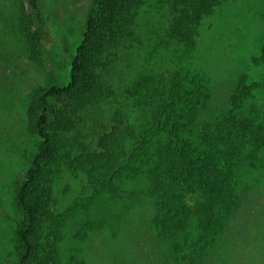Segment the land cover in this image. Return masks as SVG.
Segmentation results:
<instances>
[{"label":"rangeland","instance_id":"374dc122","mask_svg":"<svg viewBox=\"0 0 264 264\" xmlns=\"http://www.w3.org/2000/svg\"><path fill=\"white\" fill-rule=\"evenodd\" d=\"M40 1L50 31L32 46L20 26L24 9L31 12L29 0H0V264H16L14 246L23 219L16 194L41 142L28 129L31 95L37 87L70 82L71 60L99 0ZM165 1L142 4L117 37L120 44L112 43L103 54L99 70L108 94L83 110L78 128L66 134L74 144L73 155L105 151L102 138L108 140L114 132L122 146H115L120 174L114 187L97 193L82 167L73 168L68 159L55 164V209L68 213L59 264H264V148L255 154L249 146L237 158L239 208L227 224L201 240L204 232L192 218L173 246L154 221L158 195L148 168L159 155L156 140L145 138L154 105L141 95L139 85L133 87L143 75L170 77L175 72L189 86L195 80L203 84L206 95L186 116L182 131L196 145L205 126L226 115L261 121L264 0H221L203 16L194 46L168 35L173 7ZM130 161L136 170L126 168ZM89 221L98 223L82 237L80 229Z\"/></svg>","mask_w":264,"mask_h":264},{"label":"trees","instance_id":"16d2710c","mask_svg":"<svg viewBox=\"0 0 264 264\" xmlns=\"http://www.w3.org/2000/svg\"><path fill=\"white\" fill-rule=\"evenodd\" d=\"M220 1L166 0V6L173 7L168 35L194 46L203 16ZM146 2L99 0L96 14L90 16L83 41L71 60L70 82L63 86L37 87L31 95L28 129L38 134L41 142L27 178L16 194L17 207L23 213L14 246L16 264L60 263L68 213L55 209L51 177L57 162L68 159L73 168L82 167L96 193L114 187L113 181L120 174L119 165L115 164L118 155L115 146H122L121 136L114 132L108 140L102 138L105 151L73 155L74 144L66 134L78 128L83 110L107 96L108 85L99 70L102 56L123 35ZM29 4L31 12L24 9L20 26L30 44L36 46L41 43L43 33L47 35L50 31L46 29L49 17L40 0H29ZM260 59L264 62V48ZM192 84L187 85L184 77L175 72L170 77L146 74L133 86L139 85L143 90L141 95L154 105L152 126L145 133L147 141L156 140L159 155L148 168L153 190L158 195L154 221L173 246L192 218H197L204 232L201 240H207L209 232L227 224L239 208L234 175L237 158L249 146H253L255 154L264 148V117L258 121L248 116L226 115L205 126L200 145L183 136L186 116L206 95L203 84L197 80ZM126 168L137 169L131 161ZM97 223H85L80 235L85 237ZM178 247H181L179 243Z\"/></svg>","mask_w":264,"mask_h":264}]
</instances>
